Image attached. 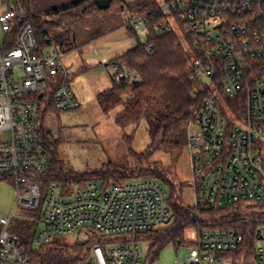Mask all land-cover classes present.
<instances>
[{
  "label": "built area",
  "instance_id": "2783aa9c",
  "mask_svg": "<svg viewBox=\"0 0 264 264\" xmlns=\"http://www.w3.org/2000/svg\"><path fill=\"white\" fill-rule=\"evenodd\" d=\"M11 0H0V31H10L18 14ZM128 26L146 42L173 34L189 50L186 74L202 96L186 127L194 194L199 205L223 207L264 201V0H163L154 9L132 17ZM0 43V182L15 189L9 217H0V264L30 261L9 231L17 206L31 209L39 226L33 246L81 229L106 238L94 244L77 264H144L139 233L162 231L173 221L167 191L157 180L135 179L102 189L97 182L67 193L59 182L43 177L52 168L41 134L44 107L33 97L58 78L51 91L57 112L80 108L68 84L62 54L49 43L40 52L29 23L19 29L15 45ZM153 54L154 47H147ZM116 71V84L136 86L138 76ZM131 97V96H130ZM199 184V188H197ZM160 226L164 228L159 229ZM187 250L179 264H233L228 253L243 237L219 230H185ZM255 264H264V226L257 231Z\"/></svg>",
  "mask_w": 264,
  "mask_h": 264
},
{
  "label": "trees",
  "instance_id": "16d2710c",
  "mask_svg": "<svg viewBox=\"0 0 264 264\" xmlns=\"http://www.w3.org/2000/svg\"><path fill=\"white\" fill-rule=\"evenodd\" d=\"M54 1L11 0L10 7L18 16L5 35L3 47H13L19 29L29 23L40 52L46 50L49 43L60 53L69 52L76 48V34L72 29L74 23L93 21L108 16L114 10L140 15L154 9L163 0H141L134 6L130 5L129 0H110L109 8L104 10L97 8L95 0H75L60 5H55ZM18 4L22 5L23 12ZM124 28L137 37L134 30L128 26ZM103 35L101 30H96L91 37ZM149 45L154 47L152 55L147 51ZM189 55V50L180 45L173 34L157 36L149 31L145 43L138 42L135 47L107 62V66L125 69L139 78L136 86L116 84L112 80L111 87L97 96L104 114L122 107L116 119L118 125L124 126L141 119L147 124L150 143L141 153L130 152L136 163L130 169L112 163L99 170L83 173L64 168L59 157L61 141L51 137L48 127V115L57 112L51 91L59 79L47 82L44 92L33 97L44 107L41 134L52 161L51 171L43 180L47 183H61L67 193L90 182H97L102 189H106L135 179L157 180L167 191V204L172 211L173 221L165 230L139 233V241L147 240L150 243L152 259L166 245L185 246V230L194 227L197 230L232 231L241 235V246L227 256L232 258L233 264H255L257 231L264 226V201L239 202L223 207L199 205L193 208L192 204L183 199V185L175 187L172 180L158 169L157 163L150 160L156 153L173 156L185 150L186 127L202 101L200 93L195 94L196 84L186 74ZM144 163H147V168L142 167ZM8 229L18 236L19 247L24 250L27 258L40 264H77L87 257L94 244L104 245L107 242L104 236L87 229L91 235L85 243L69 245L53 238L47 244L34 247V237L39 230L35 222L15 220L10 222ZM144 264H151V261L145 258Z\"/></svg>",
  "mask_w": 264,
  "mask_h": 264
},
{
  "label": "rangeland",
  "instance_id": "374dc122",
  "mask_svg": "<svg viewBox=\"0 0 264 264\" xmlns=\"http://www.w3.org/2000/svg\"><path fill=\"white\" fill-rule=\"evenodd\" d=\"M75 0H55V5L70 3ZM141 0H129L134 6ZM21 12L22 5L18 4ZM4 10L0 7V13ZM132 17V13L127 14ZM126 16L119 10L112 11L108 16L95 20H85L74 23L72 29L76 34V48L61 53V61L69 72L68 84L75 97L80 102V108L71 112H54L48 115V127L51 137L60 140L59 157L66 170L80 173L99 170L108 163L130 169L135 166V160L130 152L141 153L150 143L148 127L144 119L130 122L124 126L116 123L117 115L122 107L104 114L97 101L99 93L112 85L116 71L105 66L109 61L141 42L129 32L125 26ZM96 30L104 35L91 37ZM4 40L0 34V43ZM106 62V64H107ZM53 78L51 82L56 81ZM50 137V135H49ZM151 161L157 163L159 170L171 179L175 187L183 185V199L193 205L194 194L191 186L192 175L188 153L184 150L180 155L165 156L158 153L151 156ZM143 168H147L144 163ZM15 189L7 182H0V217H9L15 202ZM37 217L31 209L17 206L14 211L15 220ZM164 228L160 226L159 229ZM92 231V230H91ZM90 232L81 229L70 235L54 237L63 243L74 245L85 243ZM141 253L151 264H179L186 249L184 246L166 245L152 259L147 240L139 242Z\"/></svg>",
  "mask_w": 264,
  "mask_h": 264
},
{
  "label": "water",
  "instance_id": "95a60500",
  "mask_svg": "<svg viewBox=\"0 0 264 264\" xmlns=\"http://www.w3.org/2000/svg\"><path fill=\"white\" fill-rule=\"evenodd\" d=\"M110 0H95V5L99 10H104L109 8Z\"/></svg>",
  "mask_w": 264,
  "mask_h": 264
},
{
  "label": "crops",
  "instance_id": "0c3cea01",
  "mask_svg": "<svg viewBox=\"0 0 264 264\" xmlns=\"http://www.w3.org/2000/svg\"><path fill=\"white\" fill-rule=\"evenodd\" d=\"M0 34L3 35V37H4V34H3L1 31H0ZM104 62H105V66H107V64H106L107 61H104ZM74 96H75V95H74ZM76 99H77V98H76ZM77 100H78V99H77ZM78 101H79V100H78Z\"/></svg>",
  "mask_w": 264,
  "mask_h": 264
}]
</instances>
